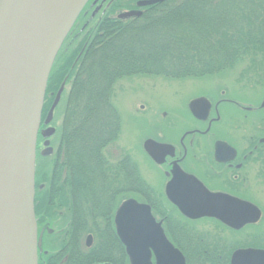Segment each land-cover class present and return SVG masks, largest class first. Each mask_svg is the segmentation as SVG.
I'll list each match as a JSON object with an SVG mask.
<instances>
[{"label":"flooded vegetation","instance_id":"flooded-vegetation-1","mask_svg":"<svg viewBox=\"0 0 264 264\" xmlns=\"http://www.w3.org/2000/svg\"><path fill=\"white\" fill-rule=\"evenodd\" d=\"M107 1L110 0H103L104 4ZM149 1L153 0H115L112 6L117 12H141L143 15L148 10L157 8L168 0L158 4L140 6L141 3ZM82 30L84 31L85 27L80 31L82 32ZM73 36L72 33L71 38ZM80 56L81 54L76 60H79ZM65 62H61L59 69L64 67ZM66 83L67 79H64L59 83L58 90L48 94L49 100L53 99L52 104H54L57 93L63 86L51 124L45 126L46 118H43L40 125L41 132L48 127L55 129V133L49 141L50 145L46 148L43 147L46 139L40 133L37 136L36 168L41 170L38 163L40 156L49 158L50 165H52L50 166V176L47 179L45 177L40 178L41 174L37 175L38 172L36 171L34 209L38 233V264H131L117 226L118 212L121 206L125 201L131 199L150 206V214H152L156 224L161 225L163 234L170 244L182 253L186 263L182 245L184 239L179 233V230L185 231L184 222L194 223V226L199 228L196 229L198 233H203L201 228L207 226L206 224L220 227V230L216 228L214 232L219 230L224 234L226 233L229 238L230 243L225 244L226 247H219L233 251L230 260L234 252L239 250L264 251V246H245V242L249 238L248 228L260 223L264 217V207L258 205L253 195L258 191L264 198V105H262L264 98L258 102L246 101L241 103L224 97L225 92L217 96V100L200 96L207 97L211 103L208 117L204 120L196 118L189 108L194 99L185 108L189 115L187 119L179 111L174 116L176 119L169 118L168 114L164 113L163 116L166 121L151 126L153 130L141 144L140 152L149 169V173H147L149 180L142 173V168L145 170V163L138 161L136 149L132 148L131 151L123 149L127 153L124 156H129L128 159L132 167L131 175H135L136 170L139 169L147 192L143 194V199L139 200L133 196L122 202L119 195L120 186L112 192V195H102L101 188L95 190L91 186L93 181L90 182L89 178L88 158L84 159L81 166H79L76 158H74V163L66 159V153L68 155L71 153L79 154L78 148L70 149V144L74 143L72 139L76 136L75 133L69 132L67 134L62 131L68 103H70L65 99L69 92V89L66 92V88L67 86L70 88ZM52 104H50L48 113L53 106ZM118 108L120 110V107ZM57 114L61 116L60 120ZM154 118L157 119V117ZM59 122H62L60 129L57 127ZM121 136L122 133L118 135L117 143L113 142L115 147L107 151L110 155L106 156L109 164L113 161L115 172H117L116 167H120L119 163H121L123 156L120 153L122 151ZM148 141L168 147L156 151L157 158L155 159L145 152V143ZM40 144L42 149L39 147ZM48 148L51 149V155L47 156L43 153ZM63 162L68 169L64 178L60 177L63 172ZM184 174L199 181L211 193L228 195L239 201L257 206L261 210V220L257 224L248 225L240 230H233L212 218H201L196 221L188 219L170 201L167 193L169 185L172 182L179 184L182 181L181 176ZM110 181H105V183L109 184ZM116 181L119 182L120 179ZM133 183L134 181L131 183L132 186H134ZM174 220L178 223V227H176ZM174 224L175 227H173ZM236 238L239 239L236 242L233 241ZM230 260L229 264H231ZM151 263L156 264L154 254L151 257Z\"/></svg>","mask_w":264,"mask_h":264},{"label":"trees","instance_id":"trees-1","mask_svg":"<svg viewBox=\"0 0 264 264\" xmlns=\"http://www.w3.org/2000/svg\"><path fill=\"white\" fill-rule=\"evenodd\" d=\"M103 20L64 67L52 73L47 92H55L67 79L65 99L70 103L62 131L75 133L70 149L78 148L79 154L66 153V159L74 163L76 158L81 166L88 158L91 186L101 188L102 195H112L120 186L122 202L133 196L140 200L146 186L138 168L131 175L127 153L120 152L117 172L107 160V151L123 131L116 102L119 84L139 78L169 82L228 78L240 91L264 92V0H168L138 18ZM62 165L64 178L68 169ZM108 180L114 182L105 183ZM186 224L179 232L189 241L183 244L186 264H229L233 251L219 247L230 243L220 227L217 232L198 233L194 224L187 229ZM248 229V239L258 235L264 240V217ZM245 245L255 247L249 240Z\"/></svg>","mask_w":264,"mask_h":264},{"label":"water","instance_id":"water-1","mask_svg":"<svg viewBox=\"0 0 264 264\" xmlns=\"http://www.w3.org/2000/svg\"><path fill=\"white\" fill-rule=\"evenodd\" d=\"M88 0H0V264H38V233L35 218L37 139L49 76L63 41ZM164 0L143 2L140 6ZM141 16L122 14L119 19ZM63 86L47 114L53 119ZM264 105V104H262ZM206 98L190 103L192 114L206 119L210 110ZM55 129L42 132L45 139ZM46 141L43 147H48ZM168 146L145 143V152ZM44 155H51L48 148ZM159 162V161H158ZM179 184L168 187L170 201L190 220L212 218L240 230L257 224V206L228 195L211 193L193 177L182 175ZM151 208L128 200L118 212V231L131 264H185V258L156 224ZM231 264H264V251H236Z\"/></svg>","mask_w":264,"mask_h":264},{"label":"rangeland","instance_id":"rangeland-1","mask_svg":"<svg viewBox=\"0 0 264 264\" xmlns=\"http://www.w3.org/2000/svg\"><path fill=\"white\" fill-rule=\"evenodd\" d=\"M114 3L115 0L107 1L105 4L103 0L87 1L76 20H74L75 22L71 31H69L70 33L65 41H63L64 43L60 52H58L59 54L54 64V69L52 70V73L55 71L53 75H56L55 73L60 68L61 62L64 63L67 59H70L69 57L72 56L70 53H74V51L77 50L86 37H88V35L104 21L103 19L113 17V19L116 20L120 14L124 13V11L117 12L114 10L112 6ZM83 27H85V30H82L81 32L80 30L83 29ZM72 33L74 36L71 38ZM232 82L233 81L228 78L225 79V82H221L219 80L169 82L160 78H139L121 82L116 91V102L118 107H120L123 119V121H121L123 122V132L120 140L121 148L130 151L132 148L136 149L138 161L145 163V170L142 168V173L148 179L147 173H149V169L142 153L140 152L141 144L142 141H145L144 139L149 137V133L153 130L151 129V126L162 123V121H166L164 120V113H167L169 118L176 119L174 116L179 111L185 116V119H187L189 115L185 108L191 100L200 96H209V98L211 97V99L217 100V96H219L223 91L225 92L224 97L226 96L241 101V103L246 101L258 102L264 98V92L255 93L247 89L240 91ZM68 89L69 88L67 86L66 92H68ZM45 95V110L42 115L44 119L47 118L46 115L48 114L49 107L51 106L50 104H52L53 101V99L49 100L48 92ZM57 115L60 120L61 116L59 114ZM154 117H157V119L155 120ZM61 123L62 122H59L57 124L59 129L61 127ZM39 147L40 149L43 148L41 144ZM38 163L41 166V170H39V174H41L40 178L49 177L51 173L50 166H52L50 165V159L40 156ZM253 195L255 196L258 205L264 207L263 195L258 193V191ZM206 225L207 226H202L201 228L203 229V233H207V231L214 232V229H216V226L212 224ZM187 226L191 227L192 225L187 223L186 229L188 228ZM173 227H175V224ZM176 227H178V223H176ZM179 232L181 231L179 230ZM224 235H226V233ZM183 239V243L185 245L188 244L187 242L189 241H187L185 237ZM238 239L239 238H236L233 241L236 242ZM248 240L249 243H254V246H264V240L258 239V235L255 238ZM246 244H248V241H246Z\"/></svg>","mask_w":264,"mask_h":264}]
</instances>
